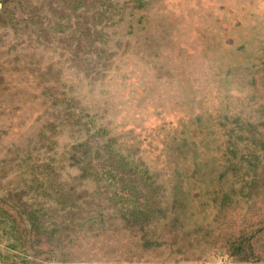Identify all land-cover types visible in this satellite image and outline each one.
<instances>
[{
  "label": "rangeland",
  "instance_id": "rangeland-1",
  "mask_svg": "<svg viewBox=\"0 0 264 264\" xmlns=\"http://www.w3.org/2000/svg\"><path fill=\"white\" fill-rule=\"evenodd\" d=\"M0 264H264V0H0Z\"/></svg>",
  "mask_w": 264,
  "mask_h": 264
},
{
  "label": "trees",
  "instance_id": "trees-1",
  "mask_svg": "<svg viewBox=\"0 0 264 264\" xmlns=\"http://www.w3.org/2000/svg\"><path fill=\"white\" fill-rule=\"evenodd\" d=\"M108 174H110L111 176H115L114 173L111 171V169L108 170ZM112 174H113V175H112ZM136 213H137V214H136ZM134 214H135V215H133V217H135L136 220H137V219H138L137 216H141V215H143V209H141V208L137 209V210L135 211ZM238 251H239V250H238Z\"/></svg>",
  "mask_w": 264,
  "mask_h": 264
}]
</instances>
